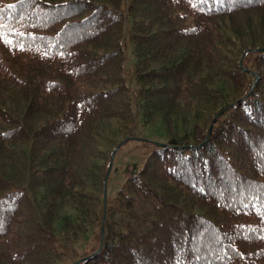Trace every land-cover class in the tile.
I'll use <instances>...</instances> for the list:
<instances>
[{"label": "trees", "instance_id": "1", "mask_svg": "<svg viewBox=\"0 0 264 264\" xmlns=\"http://www.w3.org/2000/svg\"><path fill=\"white\" fill-rule=\"evenodd\" d=\"M0 17L25 45L0 41V264H264V0H0ZM157 116L190 135L148 143L108 200L111 151Z\"/></svg>", "mask_w": 264, "mask_h": 264}, {"label": "rangeland", "instance_id": "2", "mask_svg": "<svg viewBox=\"0 0 264 264\" xmlns=\"http://www.w3.org/2000/svg\"><path fill=\"white\" fill-rule=\"evenodd\" d=\"M21 94L23 93L12 94L9 95V98L11 99L12 96L13 99L22 103L24 98ZM38 116L40 114L28 117L30 125L34 126L39 122L40 117ZM190 132V127L171 123L161 116H157L153 122L147 124H142L136 119L129 132L128 139L118 143L111 151L108 163L109 167H107L105 174L106 198L111 200L124 181L139 171L146 155L152 149L148 143L164 144L171 137L180 138L184 134L190 135ZM121 139L122 135H117L115 142ZM142 140H146L147 142H143ZM187 140H190V137ZM87 248V246L79 245L77 247V255H83L87 251Z\"/></svg>", "mask_w": 264, "mask_h": 264}, {"label": "snow or ice", "instance_id": "3", "mask_svg": "<svg viewBox=\"0 0 264 264\" xmlns=\"http://www.w3.org/2000/svg\"><path fill=\"white\" fill-rule=\"evenodd\" d=\"M9 8L13 7L12 4L8 5ZM18 30L14 27H11L8 24H5L3 22V18L0 17V41H3L6 45L17 47L20 50H23L25 48V45L23 43H18L15 41V39L11 36V33H15ZM258 215L261 216V219L264 220V208L260 209L257 212ZM261 238H264V233H262Z\"/></svg>", "mask_w": 264, "mask_h": 264}, {"label": "water", "instance_id": "4", "mask_svg": "<svg viewBox=\"0 0 264 264\" xmlns=\"http://www.w3.org/2000/svg\"><path fill=\"white\" fill-rule=\"evenodd\" d=\"M213 120H214V119H213ZM212 122H213V121H212ZM212 122H211V124H212ZM210 131H211V126H210L209 129H208V132H207V136H206V137H208ZM105 180H106V177H105ZM104 204H105V200H104Z\"/></svg>", "mask_w": 264, "mask_h": 264}]
</instances>
